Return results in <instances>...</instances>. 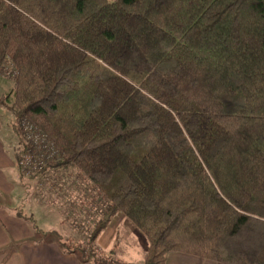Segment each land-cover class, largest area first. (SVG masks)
<instances>
[{"label":"trees","instance_id":"16d2710c","mask_svg":"<svg viewBox=\"0 0 264 264\" xmlns=\"http://www.w3.org/2000/svg\"><path fill=\"white\" fill-rule=\"evenodd\" d=\"M6 71L23 175L46 152L26 176L76 168L106 198L65 252L113 264L92 244L121 212L143 264H264V0H0Z\"/></svg>","mask_w":264,"mask_h":264},{"label":"rangeland","instance_id":"374dc122","mask_svg":"<svg viewBox=\"0 0 264 264\" xmlns=\"http://www.w3.org/2000/svg\"><path fill=\"white\" fill-rule=\"evenodd\" d=\"M6 72L0 74V97L10 92L14 84L13 77ZM0 121L3 140H11L8 145L14 151L23 149L25 137L18 133L19 125H13L15 116L3 101H0ZM42 174L44 175L39 178L25 180L24 186L18 188L29 202L24 199L15 203L12 195L8 199L9 204L22 208L26 214L32 213L37 226L48 231V236L51 232H55L51 233L55 235L61 233L70 243H80L87 247L92 229L102 216V203L106 198L103 196L98 201L100 191L83 175L79 174L80 178H77L76 168L58 172L50 170ZM123 216L115 214L108 222V229L111 231L101 233L99 240L96 239L92 244L96 259L101 262L109 260L113 264H143L148 239ZM121 217L124 219L120 220ZM109 247H115L116 254L107 255Z\"/></svg>","mask_w":264,"mask_h":264},{"label":"crops","instance_id":"0c3cea01","mask_svg":"<svg viewBox=\"0 0 264 264\" xmlns=\"http://www.w3.org/2000/svg\"><path fill=\"white\" fill-rule=\"evenodd\" d=\"M1 130L2 123L0 121V133ZM8 142H5L0 134V264H82L78 253L65 252L57 235L51 234L53 233L51 231L49 236L44 234V232H49L37 226L32 213L26 214L22 208L9 204L8 199L12 195L16 200L15 203L27 200L25 194L22 195V191L20 192L18 188L24 186L25 180L39 178L44 174L29 178L23 175L15 158V151L8 145ZM17 210L33 216L34 222L19 216ZM119 213H117L118 216L124 215ZM123 217L120 220H123ZM107 229L108 225L101 233L111 231ZM101 233L99 237H101ZM146 246L147 251L149 242ZM109 253L110 255L114 254L115 247H109L106 254L109 255ZM87 264L94 263L92 261ZM166 264L222 263L183 252H171L168 254Z\"/></svg>","mask_w":264,"mask_h":264},{"label":"built area","instance_id":"2783aa9c","mask_svg":"<svg viewBox=\"0 0 264 264\" xmlns=\"http://www.w3.org/2000/svg\"><path fill=\"white\" fill-rule=\"evenodd\" d=\"M3 1L8 2V3L10 2V0H3ZM31 134L32 135H29L28 138H32L34 140L35 144H37V148H40V146H42V144H43V139L41 138L40 134L39 133H31ZM45 153L46 152H43V153H40L39 155H36V156L31 155V154H25L23 156V161L21 163L22 171L26 175H31V173L34 170H37L38 166L43 161L42 159L46 155Z\"/></svg>","mask_w":264,"mask_h":264},{"label":"water","instance_id":"95a60500","mask_svg":"<svg viewBox=\"0 0 264 264\" xmlns=\"http://www.w3.org/2000/svg\"><path fill=\"white\" fill-rule=\"evenodd\" d=\"M106 219H108V217H106Z\"/></svg>","mask_w":264,"mask_h":264}]
</instances>
